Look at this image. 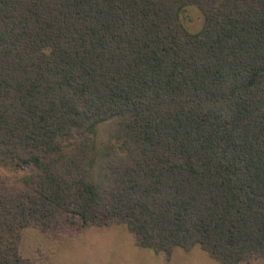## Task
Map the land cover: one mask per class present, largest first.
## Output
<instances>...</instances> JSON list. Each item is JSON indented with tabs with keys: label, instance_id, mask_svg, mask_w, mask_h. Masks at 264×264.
<instances>
[{
	"label": "trees",
	"instance_id": "1",
	"mask_svg": "<svg viewBox=\"0 0 264 264\" xmlns=\"http://www.w3.org/2000/svg\"><path fill=\"white\" fill-rule=\"evenodd\" d=\"M114 227L264 264V0H0V264Z\"/></svg>",
	"mask_w": 264,
	"mask_h": 264
},
{
	"label": "rangeland",
	"instance_id": "2",
	"mask_svg": "<svg viewBox=\"0 0 264 264\" xmlns=\"http://www.w3.org/2000/svg\"><path fill=\"white\" fill-rule=\"evenodd\" d=\"M184 26L189 32H197L203 24V16L194 7H187L181 14ZM8 171L12 167H8ZM70 241L61 246L59 254L53 259L59 249V239L47 240L42 243V237H32L27 232L22 241V252L34 253L38 248L47 253L51 264H165L161 253L134 246L131 235L124 228L114 227L109 230L90 228L87 231L77 230ZM51 245V246H50ZM50 246V248H46ZM170 264H219L210 258L203 250L194 248L185 252L175 249ZM249 264H263L252 262Z\"/></svg>",
	"mask_w": 264,
	"mask_h": 264
}]
</instances>
